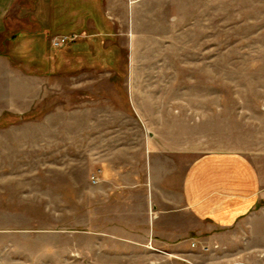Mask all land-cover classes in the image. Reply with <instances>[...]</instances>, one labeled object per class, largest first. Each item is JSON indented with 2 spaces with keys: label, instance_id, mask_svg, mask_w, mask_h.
Wrapping results in <instances>:
<instances>
[{
  "label": "rangeland",
  "instance_id": "rangeland-1",
  "mask_svg": "<svg viewBox=\"0 0 264 264\" xmlns=\"http://www.w3.org/2000/svg\"><path fill=\"white\" fill-rule=\"evenodd\" d=\"M55 1L0 7V264H264V0ZM222 154L252 210L160 241L149 162Z\"/></svg>",
  "mask_w": 264,
  "mask_h": 264
},
{
  "label": "crops",
  "instance_id": "crops-1",
  "mask_svg": "<svg viewBox=\"0 0 264 264\" xmlns=\"http://www.w3.org/2000/svg\"><path fill=\"white\" fill-rule=\"evenodd\" d=\"M14 1L0 0V7ZM51 1L55 0H43L46 7L52 6ZM244 164L239 155H213L188 164L180 180L176 164L167 166L162 159L149 162V178L142 191L150 217L146 224L154 236L160 241H175L195 230H226L239 223L252 210L259 190L258 175L256 178L253 169H245ZM252 184L256 185L254 190ZM150 230L146 228L142 235L144 243L149 240Z\"/></svg>",
  "mask_w": 264,
  "mask_h": 264
}]
</instances>
